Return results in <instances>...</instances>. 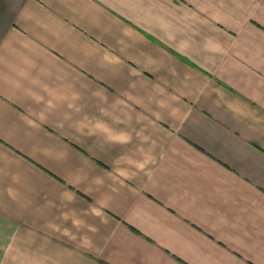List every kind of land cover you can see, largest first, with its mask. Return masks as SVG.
I'll return each instance as SVG.
<instances>
[{
  "label": "crops",
  "instance_id": "1",
  "mask_svg": "<svg viewBox=\"0 0 264 264\" xmlns=\"http://www.w3.org/2000/svg\"><path fill=\"white\" fill-rule=\"evenodd\" d=\"M0 264H264V0H0Z\"/></svg>",
  "mask_w": 264,
  "mask_h": 264
}]
</instances>
